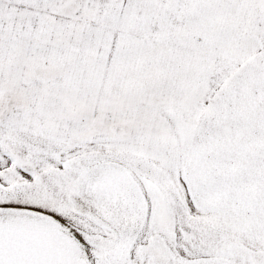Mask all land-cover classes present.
I'll return each instance as SVG.
<instances>
[{
    "label": "snow or ice",
    "instance_id": "obj_1",
    "mask_svg": "<svg viewBox=\"0 0 264 264\" xmlns=\"http://www.w3.org/2000/svg\"><path fill=\"white\" fill-rule=\"evenodd\" d=\"M0 264H264V0H0Z\"/></svg>",
    "mask_w": 264,
    "mask_h": 264
}]
</instances>
